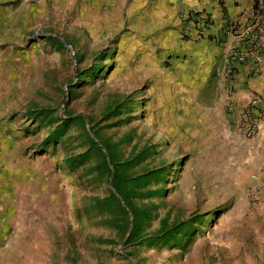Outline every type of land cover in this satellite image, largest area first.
<instances>
[{"label":"rangeland","instance_id":"obj_1","mask_svg":"<svg viewBox=\"0 0 264 264\" xmlns=\"http://www.w3.org/2000/svg\"><path fill=\"white\" fill-rule=\"evenodd\" d=\"M192 38L176 28V0L0 6V264H264V190L250 198L264 157L227 116L224 70L209 73ZM41 108L84 121L43 145L46 121L28 116ZM92 130L121 161L145 151L129 176L167 172L141 186L153 196L136 204L155 205L141 235L202 215L189 242L127 244L92 211L111 175L95 154L65 163Z\"/></svg>","mask_w":264,"mask_h":264},{"label":"trees","instance_id":"obj_2","mask_svg":"<svg viewBox=\"0 0 264 264\" xmlns=\"http://www.w3.org/2000/svg\"><path fill=\"white\" fill-rule=\"evenodd\" d=\"M49 42L56 44L58 40L55 37H47ZM62 45V43L60 42ZM99 69L96 66L92 71L84 73L81 79L86 76L94 77L95 72ZM70 96L73 95L72 91H69ZM28 116L32 117L38 124L44 123V128L47 131L44 133L42 144H55L58 140L65 135L68 127L74 121H84L81 116L70 117L66 115L64 118L54 116L47 108L30 109ZM88 121L90 119L87 118ZM43 126V125H42ZM94 137L91 134L86 135L87 149L83 152L76 154L73 157L65 159V163L68 169L75 171L80 165H84L90 157L95 154L100 159L99 170L101 175H111L110 189L107 195L104 197H92L88 200L89 205L92 206V211L111 228L117 230L122 239L125 238L127 244L135 243H152V244H167L171 245L180 244L183 241V246L189 242L195 230H199L194 227L193 222H197L199 225H203L206 219L202 218V215H198L191 221H172L168 222L167 217H163L159 220V227L151 235L142 236L141 233L146 226V223L150 220L152 212L155 210V205L138 206L136 201L143 199L144 197L153 196L146 195L142 191V184L144 180L150 179L166 181L167 172L160 173L158 171H148L140 176L131 177L128 175V171L134 165L138 164V160L143 158L145 151H140L138 155L131 157L130 159L121 161L118 159L117 154L112 150V147L106 145L97 135L96 130H92ZM144 154V155H143ZM161 189H157L155 194L160 196ZM132 225L131 230L129 227Z\"/></svg>","mask_w":264,"mask_h":264},{"label":"crops","instance_id":"obj_3","mask_svg":"<svg viewBox=\"0 0 264 264\" xmlns=\"http://www.w3.org/2000/svg\"><path fill=\"white\" fill-rule=\"evenodd\" d=\"M26 0H0L4 4L15 5ZM255 9L253 0H176V28H181V18L190 11L207 15L211 25L208 29L211 39L193 37L188 50L193 57L206 64L207 71L214 68L224 70V56L227 48L223 43L218 44L215 39L220 35V28L224 21L234 23L240 31L247 24L248 14ZM264 16V13L263 15ZM259 37L260 46L257 45L255 59L258 71L251 73L253 59L242 64L232 63L234 74L227 86V114L232 123H237L242 117V111L252 97L264 98V32ZM178 36V31L176 32ZM230 41L229 37H223ZM256 49V48H255ZM251 143L252 151L259 158L264 157V118L260 120L258 132L247 140Z\"/></svg>","mask_w":264,"mask_h":264},{"label":"built area","instance_id":"obj_4","mask_svg":"<svg viewBox=\"0 0 264 264\" xmlns=\"http://www.w3.org/2000/svg\"><path fill=\"white\" fill-rule=\"evenodd\" d=\"M255 9L248 14V21L238 31L234 23L224 21L220 28V35L215 41L226 45L227 52L224 56V76L230 81L233 78L234 67L232 63L242 64L248 59H253L251 73L258 71L255 59L257 45L260 46L259 37L264 32V0H253ZM211 25L207 15L190 11L181 18V32L183 35H191L196 38L206 37ZM264 34V33H263ZM223 37H229L230 41H224ZM256 48V49H255ZM264 118V98L252 97L242 111V117L236 126V130L245 138H252L258 132L260 120ZM255 184L251 187L250 198L253 202L261 199L264 190V170L252 176Z\"/></svg>","mask_w":264,"mask_h":264},{"label":"water","instance_id":"obj_5","mask_svg":"<svg viewBox=\"0 0 264 264\" xmlns=\"http://www.w3.org/2000/svg\"><path fill=\"white\" fill-rule=\"evenodd\" d=\"M111 177H112V176H110L109 183H110V181H111ZM131 227H132V225H130V227H129V231L131 230Z\"/></svg>","mask_w":264,"mask_h":264}]
</instances>
